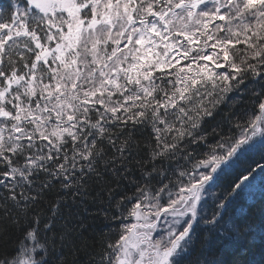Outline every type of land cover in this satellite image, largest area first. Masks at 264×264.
<instances>
[{
	"label": "snow or ice",
	"instance_id": "obj_1",
	"mask_svg": "<svg viewBox=\"0 0 264 264\" xmlns=\"http://www.w3.org/2000/svg\"><path fill=\"white\" fill-rule=\"evenodd\" d=\"M257 174L264 0L0 9V264H246Z\"/></svg>",
	"mask_w": 264,
	"mask_h": 264
},
{
	"label": "trees",
	"instance_id": "obj_2",
	"mask_svg": "<svg viewBox=\"0 0 264 264\" xmlns=\"http://www.w3.org/2000/svg\"><path fill=\"white\" fill-rule=\"evenodd\" d=\"M8 4L9 0H0V9H6ZM244 159L245 161L259 159V150ZM257 175L261 180H250L240 195L234 198L225 215V223L229 227L233 224L251 225L257 233L254 245L247 253L246 264H264V215L261 213L264 207V177ZM229 248L234 254L235 249L231 245Z\"/></svg>",
	"mask_w": 264,
	"mask_h": 264
},
{
	"label": "rangeland",
	"instance_id": "obj_3",
	"mask_svg": "<svg viewBox=\"0 0 264 264\" xmlns=\"http://www.w3.org/2000/svg\"><path fill=\"white\" fill-rule=\"evenodd\" d=\"M258 150H259V149H258ZM258 150H257V151H258ZM257 151H256V152H257ZM257 177H258V175H256L255 180H259V179H260L259 177H258V178H257ZM260 180H261V179H260Z\"/></svg>",
	"mask_w": 264,
	"mask_h": 264
}]
</instances>
